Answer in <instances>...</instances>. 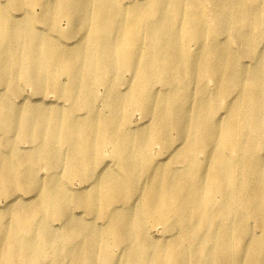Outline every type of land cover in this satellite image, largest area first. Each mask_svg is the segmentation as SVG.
Listing matches in <instances>:
<instances>
[{"label": "bare ground", "instance_id": "1", "mask_svg": "<svg viewBox=\"0 0 264 264\" xmlns=\"http://www.w3.org/2000/svg\"><path fill=\"white\" fill-rule=\"evenodd\" d=\"M1 200L0 264H264V0H0Z\"/></svg>", "mask_w": 264, "mask_h": 264}, {"label": "rangeland", "instance_id": "2", "mask_svg": "<svg viewBox=\"0 0 264 264\" xmlns=\"http://www.w3.org/2000/svg\"><path fill=\"white\" fill-rule=\"evenodd\" d=\"M1 1H4V0H1ZM204 10L205 11H207L208 10V6L206 5L205 7H204ZM39 24V23H38ZM67 23L66 22H62V27H66L67 25H66ZM224 36H226V34L224 33V34H222L221 35V37H224ZM74 39V38H73ZM73 39H68V41H72ZM75 60H76V63L78 64V63H80V62H82V61H84L85 60V58H83V57H76L75 58ZM239 62H240V64H243L244 65V63H249L250 62V59L249 58H246V57H241L240 59H239ZM194 62H193V64H192V67L194 66ZM191 65H188V67H190ZM123 74H126V78L127 77H129V74H132L130 71H128V70H124L123 72H122ZM62 81L63 82H65L66 81V79L65 78H62ZM206 85L209 87V88H212L213 87V85H212V83H211V81H206ZM24 89H23V94L24 95H29L30 96V98H31V100H35V99H39V100H42L43 99V102H40L41 104H49V103H52V102H56L57 101V98H55L54 97V93H48V94H46L45 96H41V98H35V97H37V96H33L32 95V90H30V88H29V86H24L23 87ZM121 89H123V87H121ZM100 92H101V90H100ZM34 97V98H33ZM21 97H19V98H17V97H15L14 99H16V101L17 100H19ZM58 101L60 102V107L61 108H64V107H66V106H68V105H70V103L71 102H69V101H67V100H63V99H58ZM104 104H103V102H99V104H98V107H99V109H101V111L102 110H104L105 108H104V106H103ZM106 111L105 112H107L108 110H107V108L105 109ZM224 109H221L220 110V112L219 113H221L222 111H223ZM84 112V110H82V109H80V110H78V112H77V114H82ZM146 122V118L145 117H143L138 111H134L133 113H132V115H131V119H129V124H131L132 126H138V125H141V124H144ZM23 146L25 145V146H27V145H29V144H27V143H23L22 144ZM167 153H165L164 155H163V157H167ZM58 171V169L57 168H48L47 169V166H42V168H41V170L39 171V174L41 173L42 174V176L43 177H45V174H50V173H52V172H57ZM64 180H65V182H69V179L68 178H63ZM73 187L74 188H77V187H79V185L77 184V183H73ZM28 197V196H27ZM26 197V198H27ZM6 204V202L4 201V200H1L0 201V206H3V205H5ZM80 209H78V208H76L75 209V211H79ZM55 222V225H57L58 223H59V221H57V220H55L54 221ZM253 228H254V230H256V229H258V227H257V225L255 224L254 226H253ZM152 234H159V232L158 231H154V232H152ZM160 235H157V237H159ZM169 242V241H168Z\"/></svg>", "mask_w": 264, "mask_h": 264}]
</instances>
